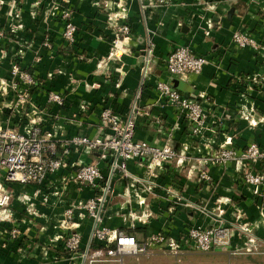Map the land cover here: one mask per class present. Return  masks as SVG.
I'll return each mask as SVG.
<instances>
[{"label": "crops", "instance_id": "1", "mask_svg": "<svg viewBox=\"0 0 264 264\" xmlns=\"http://www.w3.org/2000/svg\"><path fill=\"white\" fill-rule=\"evenodd\" d=\"M4 1L0 27L7 32L0 48V78L9 79L15 61L34 74L40 85L32 94V102L41 109L43 129L53 133L60 150L74 136L107 135L100 119L104 108L126 117L135 104L140 110L136 118L138 140L165 145L172 138L179 153L197 161L229 137L237 150L252 142L264 149V0H219L216 9L208 12L205 4L211 0H172L170 6H152L151 0ZM53 1L73 11L78 27L73 45L63 41L64 22L52 16ZM12 2L16 7L9 16ZM123 13L126 16L120 22L127 23L132 33L122 56L117 57L113 24L115 16ZM237 31L263 48H238L233 42ZM46 40L51 48L45 46ZM150 46L154 58L149 64V78L143 83L145 50ZM178 46L190 47L209 62L200 76L179 80L183 96L208 98L204 107L214 132L196 138L189 123L179 120L180 125H175L179 121L172 108L157 106L155 83L170 81L166 60ZM49 92L64 96V105L49 104ZM10 117V113L0 115V125L28 131V118L18 115L9 121ZM158 118L160 124H156ZM172 128L175 132L171 137ZM69 161L68 168L51 176L42 187L9 183L0 172V198L9 197L8 205L0 207V264H83L81 252L98 245L92 237L93 220L85 217L79 204L98 196L99 190L80 189L63 179L71 177L79 164L97 163L107 173L106 163L100 161L97 152L73 153ZM190 167L191 163H185L179 170L175 164L151 170L145 162H130L132 174L154 180L160 187L151 194L117 174L105 205L103 227L124 231L141 243L159 232L180 238L191 227L212 225L211 218L200 211L168 198L166 188H171L216 214L220 208L226 220L236 225L230 246L209 253V264H264V199L255 198L241 184L234 164L211 167L214 185L209 187L189 174ZM139 197L145 199L143 206ZM70 209H75L76 230L82 235L80 252L75 256L65 247L69 232L60 226ZM142 211L152 212L148 225L135 224L129 217L130 212ZM244 224H250L251 235L238 231ZM13 229L20 232L16 238L9 233ZM240 249L245 254L238 253ZM170 257V253L157 249L138 258L126 256L123 264H160V260L167 264ZM98 264L120 263L110 260ZM174 264L183 263L176 260Z\"/></svg>", "mask_w": 264, "mask_h": 264}, {"label": "built area", "instance_id": "2", "mask_svg": "<svg viewBox=\"0 0 264 264\" xmlns=\"http://www.w3.org/2000/svg\"><path fill=\"white\" fill-rule=\"evenodd\" d=\"M219 0L206 2L205 10L214 11ZM152 6H170L172 0H151ZM6 5V1L0 0V11ZM16 2L10 5V13H13ZM144 8V7H143ZM52 16L59 17L64 22L62 38L64 43L73 45L77 42L78 27L73 22V11L70 7L53 1L51 6ZM58 15H57V13ZM122 12H125L123 9ZM124 14V13H123ZM15 15V14H14ZM124 15L115 16L114 27L117 35L113 41L115 55L122 56V48L126 40L131 36V28L125 22ZM118 22H120L118 24ZM213 26L211 23L210 28ZM11 33L14 32L10 30ZM6 30L0 27V48ZM234 44L241 49L253 48L260 50L261 44L247 34L237 31L233 35ZM45 46L51 48L49 40ZM22 54V52L20 51ZM20 54V55H21ZM154 58L153 47L145 50L146 66L142 69L143 83L149 78V64ZM208 60L197 56L188 46H178L167 58L166 69L170 81L158 80L155 88L158 93L160 108L170 107L173 109L178 121L182 120L192 126V137L202 136L204 132H214L209 125V113L204 107L208 101L204 95L183 96L175 88V80H183L191 75L200 76L203 73ZM40 82L34 74L25 70L15 61L9 70V79L0 78V115L10 113L9 121L18 115L28 118V131L20 132L12 127L0 125V172L5 174V180L9 183L21 185H35L42 187L48 179L70 165L69 158L73 153L97 152L100 161L106 163L107 173L99 164H79L71 177L63 179L65 183L72 182L80 189H98L100 194L92 199L79 204V209L86 212L93 220L92 237L98 242L94 250L81 252L83 264H98L110 260L123 264L126 256L138 258L149 255L154 250H164L173 255L180 252L211 253L216 249H225L230 246L231 240L237 230L235 224L230 223L224 217L220 208L217 214L205 206H198L189 202L181 194L171 188H166L167 197L175 201V204H183L187 208H193L211 218L210 227L194 226L180 238L168 236L164 232L151 235L145 241L139 242L133 235L121 230H113L103 227L104 209L109 195L112 193V184L115 176L121 174L132 182L134 187L148 191L151 194L160 187L154 180L139 177L131 173L128 168L130 162L141 161L148 164V168H164L166 165H174L182 169L185 163H191L190 173L195 174L194 179L207 187L213 186V178L210 168L213 166L227 167L234 164L239 181L251 191L255 198L264 199V149L256 142L250 143L242 150L233 147L232 138H227L216 149H211L204 159L196 160L179 153L172 144L170 138L165 145H156L136 138V118L140 115L137 104L131 112L123 117L112 108L107 107L101 111L100 119L102 128L108 134L97 137L74 136L66 141L60 150L58 142L52 132L44 131V121L41 109L32 102L31 90L38 87ZM48 103L63 106L65 98L61 94L49 92ZM175 124V125H180ZM161 118L156 119L160 124ZM213 124V123H211ZM215 124V123H214ZM213 124V125H214ZM177 129L180 126H173ZM171 129V137L175 129ZM1 191V188H0ZM139 193V192H137ZM9 197L4 195L0 198V207L8 205ZM139 204L143 206L145 199L139 197ZM75 209L65 213L60 226L69 232L65 247L72 255H78L82 245V235L76 230L74 222ZM152 212H130L129 217L135 224L148 225L152 218ZM240 227V226H239ZM238 231L251 235L250 224L241 225ZM10 234L16 238L20 232L13 229ZM250 242H254L250 239ZM236 254V253H235ZM243 254V253H241ZM245 254V253H244Z\"/></svg>", "mask_w": 264, "mask_h": 264}, {"label": "rangeland", "instance_id": "3", "mask_svg": "<svg viewBox=\"0 0 264 264\" xmlns=\"http://www.w3.org/2000/svg\"><path fill=\"white\" fill-rule=\"evenodd\" d=\"M238 253H245V252H244L243 249H240V250H238ZM208 254L209 253L180 252L178 255L171 254L172 257L166 259L167 260L166 263L167 264L168 263L169 264H174L176 262V260H177V261H182V263L185 264V261H187V260L191 261L192 260L194 262L191 261V264H209L207 261L209 260L210 255H208ZM159 263L163 264L164 262H163V260H160Z\"/></svg>", "mask_w": 264, "mask_h": 264}, {"label": "water", "instance_id": "4", "mask_svg": "<svg viewBox=\"0 0 264 264\" xmlns=\"http://www.w3.org/2000/svg\"><path fill=\"white\" fill-rule=\"evenodd\" d=\"M173 83L175 88H177L178 90H182V85L179 80H175Z\"/></svg>", "mask_w": 264, "mask_h": 264}, {"label": "trees", "instance_id": "5", "mask_svg": "<svg viewBox=\"0 0 264 264\" xmlns=\"http://www.w3.org/2000/svg\"><path fill=\"white\" fill-rule=\"evenodd\" d=\"M38 88H39V86H38V87H36V88H34V89H32V90H31V94H33V93H34V91H35V90H37Z\"/></svg>", "mask_w": 264, "mask_h": 264}]
</instances>
